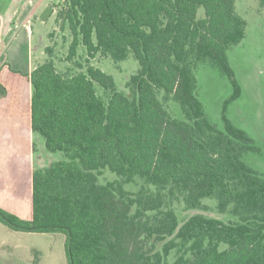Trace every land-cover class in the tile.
<instances>
[{
  "label": "trees",
  "instance_id": "trees-1",
  "mask_svg": "<svg viewBox=\"0 0 264 264\" xmlns=\"http://www.w3.org/2000/svg\"><path fill=\"white\" fill-rule=\"evenodd\" d=\"M58 21L73 36L69 59L82 44L92 59L132 53L140 70L129 95L93 66L63 73L50 60L25 75L31 128L66 159L33 172L28 218L0 208V222L64 233L69 264H264V177L244 160L258 149L225 115L224 130L208 119L194 73L210 63L231 80V100L241 95L227 56L246 36L235 0H68ZM107 169L118 179L101 184ZM206 199L229 222L197 214L181 224L176 207L204 210Z\"/></svg>",
  "mask_w": 264,
  "mask_h": 264
},
{
  "label": "rangeland",
  "instance_id": "rangeland-1",
  "mask_svg": "<svg viewBox=\"0 0 264 264\" xmlns=\"http://www.w3.org/2000/svg\"><path fill=\"white\" fill-rule=\"evenodd\" d=\"M10 4L11 0H0V23L3 13L7 11ZM51 5L52 0H41L34 5L32 14L22 18L18 23V27L14 30L16 38L14 41L10 42V37L5 38L3 42L0 40L2 87L8 91L10 81L6 78H10V72L17 70L23 73L32 72L53 60L57 69L63 73L86 72L89 66L100 69L114 78L118 92L129 95L127 83L140 70L139 61L134 55L131 53L121 62H116L111 57H103L100 53L92 59L86 48L80 44L77 55L69 59L73 36L68 25H62V22L58 21L60 10L52 13L46 21L41 19L42 14ZM235 5L237 13L247 23L246 36L240 44L228 50L227 56L241 86V95L231 100L234 94L231 80L210 63L199 64L194 69L198 80L197 94L205 108L206 116L219 129L224 130L222 117L225 115L254 139V145L258 151L245 153L244 160L264 177V0H235ZM205 17V9L199 8L198 18ZM47 48L53 50L52 55L47 52ZM27 85L33 92L31 84L27 82ZM96 88L98 95L108 101L110 93L99 85H96ZM0 92H2L1 86ZM28 92L30 88L25 87L26 96ZM161 94L160 98L171 115L176 119L184 120L180 104L174 100H163L164 93ZM27 120V118L23 119L21 123L23 124L24 121L27 123ZM11 122L17 121L13 119ZM37 136L43 144L42 150L45 149L46 153L44 168L66 159L64 153H49L46 150L44 138L40 134ZM15 142L22 143L21 140H15ZM35 143L38 150H41L39 143L37 141ZM39 154H41L40 151L37 152V155ZM8 173L9 177L5 178L6 187L0 193V208L25 218L31 209L29 198L32 195V178L29 180L23 178L24 176L15 177L17 172ZM116 179H118L117 175L107 169L99 177V182L103 184ZM18 182H21L20 186L17 185ZM140 186L141 184L136 182L126 188L129 192L135 193ZM204 205L206 206L204 210H187L183 205L177 206L181 224L197 214L229 222V217L218 214L215 201L206 199ZM65 245L64 233L15 232L0 222V264H69ZM170 260L174 262L173 254Z\"/></svg>",
  "mask_w": 264,
  "mask_h": 264
},
{
  "label": "crops",
  "instance_id": "crops-1",
  "mask_svg": "<svg viewBox=\"0 0 264 264\" xmlns=\"http://www.w3.org/2000/svg\"><path fill=\"white\" fill-rule=\"evenodd\" d=\"M40 1L11 0V4L8 6L7 11L3 13L2 22L0 23V40L2 42L9 37L10 42L16 39L14 30L18 27V23L22 18L31 15L35 8L34 5ZM27 57L28 60L29 54ZM14 72L17 73L10 72V78H6L10 81L8 91L2 87L0 79L2 89V92H0V193L6 187L5 178L9 177L8 172H17V175H14L15 177L24 176L23 178L31 180L35 170L45 167L43 164L46 157L45 149L42 150L43 144L31 128L32 90L27 85L29 81L25 77L26 74L31 72L23 73L18 70ZM25 87L30 88L27 96L24 93ZM26 118L28 119L27 123L24 121L22 124L21 121ZM13 119H16L17 122H11ZM15 140H21L22 143L15 142ZM36 141L41 146V150H38ZM38 151L41 154L37 155ZM17 185L20 186L21 182H18ZM29 215L30 212L25 218H28Z\"/></svg>",
  "mask_w": 264,
  "mask_h": 264
},
{
  "label": "built area",
  "instance_id": "built-area-1",
  "mask_svg": "<svg viewBox=\"0 0 264 264\" xmlns=\"http://www.w3.org/2000/svg\"><path fill=\"white\" fill-rule=\"evenodd\" d=\"M68 5V0H52L53 13L58 10L66 9ZM59 12V11H58Z\"/></svg>",
  "mask_w": 264,
  "mask_h": 264
},
{
  "label": "water",
  "instance_id": "water-1",
  "mask_svg": "<svg viewBox=\"0 0 264 264\" xmlns=\"http://www.w3.org/2000/svg\"><path fill=\"white\" fill-rule=\"evenodd\" d=\"M53 13V9L51 6H49L46 11L42 14L41 19L43 21H46L48 17Z\"/></svg>",
  "mask_w": 264,
  "mask_h": 264
}]
</instances>
